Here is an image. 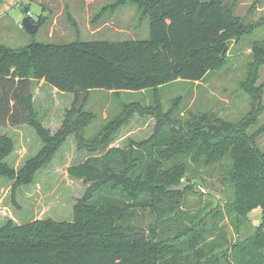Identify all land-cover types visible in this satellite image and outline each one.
Here are the masks:
<instances>
[{"label":"trees","instance_id":"trees-1","mask_svg":"<svg viewBox=\"0 0 264 264\" xmlns=\"http://www.w3.org/2000/svg\"><path fill=\"white\" fill-rule=\"evenodd\" d=\"M119 1L143 9L150 19L149 39L77 40L63 45L34 41L19 49L0 43V83L20 85L11 96L16 103L10 119L14 125L32 124L44 143L16 171L6 162L14 141L0 134V175L15 178L16 184L33 182L38 169L68 136L75 134L90 151L107 148L113 134L132 117L133 108L142 110L138 104H126L123 115L107 123L100 137L88 143L83 132L94 115L75 108L52 135L33 111L32 79H44L60 91L78 95V87L88 94L93 89L116 93L154 89L153 104L157 105L153 135L131 141L125 148L109 147L70 169L90 184L74 206L72 222L43 220L22 226L9 222L0 228V264H264L259 252L264 231L261 239L250 238L231 249L221 242H208L207 222L177 204L185 192L169 190L184 179L185 159L204 166L226 159L230 162L227 180L235 189L232 209L246 215L260 207L264 217V151L247 133L246 125L252 122L238 125L207 112L181 122L173 111L161 112L159 88L182 79H204L223 63L227 41L238 32L239 24L217 0ZM252 55L255 62L263 63L264 45L254 44ZM258 66L251 71L253 82ZM251 87L252 82L246 90L257 96ZM3 91L0 122L3 113L8 115L5 105L11 99ZM150 108L154 107H147L148 113ZM75 115L82 118L72 121ZM139 209L155 215L147 235L136 224ZM163 225L169 230H162Z\"/></svg>","mask_w":264,"mask_h":264},{"label":"rangeland","instance_id":"rangeland-1","mask_svg":"<svg viewBox=\"0 0 264 264\" xmlns=\"http://www.w3.org/2000/svg\"><path fill=\"white\" fill-rule=\"evenodd\" d=\"M217 1L239 24L238 32L227 41L228 51L223 63L201 81L182 79L160 87L161 112L171 110L173 117L181 122H186L192 114L206 112L238 125L251 121L246 125L247 133L254 136L256 144L264 151V61L255 62L252 55L254 44L264 45V0ZM142 10L136 3H120L119 0H0V43L19 49L34 41L63 45L77 40L149 39L150 19ZM27 16L34 23L42 22L35 34L23 27L22 21ZM256 64H259L258 73L253 82L250 75ZM250 82L257 96L246 90ZM17 87L20 85L12 81H2L0 95L4 96V89L11 98ZM31 92L33 111L52 135L59 131L66 117H72L71 112L80 96L75 91H60L44 79H32ZM154 92V89L123 90L120 93L91 90L82 107L94 115L84 128L86 142L99 138L103 127L123 115L124 106L131 103L138 104L146 113H142L140 107L133 108L132 117L113 134L114 139L107 148H125L131 141L141 142L153 135L157 124ZM259 94L260 104L257 100ZM15 103L13 96L5 105L8 115H2L5 118L0 122V134L14 141V149L6 162L18 171L39 153L44 143L32 124L12 123L10 114L15 111ZM150 106L154 108L148 113L146 109ZM18 115L21 118L26 116ZM76 118L82 117L75 115L72 121ZM82 144L75 134L68 136L47 164L38 169L33 182L16 184L15 178L0 175V228L9 222L22 226L43 220H74V206L90 184L72 175L70 169L107 149L90 151ZM185 161L186 174L180 181L185 193L177 204L197 220L201 217L207 222L204 228L208 242H221L231 249L244 240L261 239L264 231L262 209L254 208L246 215L232 209L230 200H235V189L227 180L230 162L223 159L204 166L189 159ZM138 211L141 215L136 224L143 227L147 235L151 223L155 222V215L149 209ZM162 228L169 230L166 225ZM259 252L264 256V246ZM229 258L233 259V256Z\"/></svg>","mask_w":264,"mask_h":264},{"label":"water","instance_id":"water-1","mask_svg":"<svg viewBox=\"0 0 264 264\" xmlns=\"http://www.w3.org/2000/svg\"><path fill=\"white\" fill-rule=\"evenodd\" d=\"M23 27L31 34H35L38 31V24L34 23L30 17H25L22 21ZM77 90L80 92L79 100L77 104L75 105L76 110L80 111L82 107L84 106L86 99L88 97V92L82 91L80 87L77 88ZM184 184L181 182L179 185H174L169 188V190H183Z\"/></svg>","mask_w":264,"mask_h":264}]
</instances>
